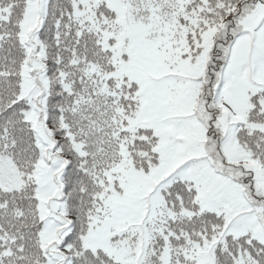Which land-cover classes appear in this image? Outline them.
I'll list each match as a JSON object with an SVG mask.
<instances>
[{
  "label": "snow or ice",
  "instance_id": "6c2138e0",
  "mask_svg": "<svg viewBox=\"0 0 264 264\" xmlns=\"http://www.w3.org/2000/svg\"><path fill=\"white\" fill-rule=\"evenodd\" d=\"M0 264H264V0H0Z\"/></svg>",
  "mask_w": 264,
  "mask_h": 264
}]
</instances>
